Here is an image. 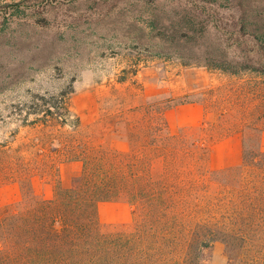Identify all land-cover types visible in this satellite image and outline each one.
<instances>
[{
  "label": "rangeland",
  "instance_id": "374dc122",
  "mask_svg": "<svg viewBox=\"0 0 264 264\" xmlns=\"http://www.w3.org/2000/svg\"><path fill=\"white\" fill-rule=\"evenodd\" d=\"M233 4L0 0V209L18 210L27 188L38 199L52 198L49 165L62 162L71 147L80 152L86 144L101 143L127 151L125 123H138L140 107H149L153 116L160 109L200 104L208 145L242 127L233 117L235 108L248 111L247 121H252L249 114L264 96V77L206 66L225 67L229 60L242 61L253 47H264V0L245 3L243 13L234 11ZM47 109L64 115L67 125L46 115ZM220 115L222 134L217 136ZM74 118L80 125L76 132L70 126ZM243 130L236 135L241 154L255 149L257 137L264 152V129L260 134ZM199 135L198 130L187 132L188 140ZM227 139L212 153L213 167L235 160V141ZM23 164L36 165L25 179ZM79 170L80 163H60L63 186ZM130 216L124 200L99 206L102 224L127 223ZM223 254L222 245L215 243L211 264H225Z\"/></svg>",
  "mask_w": 264,
  "mask_h": 264
},
{
  "label": "trees",
  "instance_id": "16d2710c",
  "mask_svg": "<svg viewBox=\"0 0 264 264\" xmlns=\"http://www.w3.org/2000/svg\"><path fill=\"white\" fill-rule=\"evenodd\" d=\"M250 1L233 0L231 8L243 13ZM260 46L242 61L206 66L264 77ZM259 97L249 114L252 121L248 111L235 108L233 117L242 127L233 134L242 135L244 128L263 131L264 96ZM60 108L69 115L64 102ZM160 110L152 116L149 107H140L139 124L125 123L130 142L125 152L101 143L86 144L80 152L71 147L60 163H80V170L67 186L60 181V163L50 164L52 198L38 199L27 188L18 210L0 209V264H211L215 243L223 247L225 264H264V152L258 135L255 149L242 152L237 165L211 169L212 144L204 141L203 124L173 134L166 109ZM45 114L67 125L58 111ZM222 116L215 124L217 136ZM70 126L76 132L79 119ZM194 130L200 135L188 140L187 132ZM35 166L23 164V179ZM110 200L130 205L127 223L100 222L98 205Z\"/></svg>",
  "mask_w": 264,
  "mask_h": 264
},
{
  "label": "crops",
  "instance_id": "0c3cea01",
  "mask_svg": "<svg viewBox=\"0 0 264 264\" xmlns=\"http://www.w3.org/2000/svg\"><path fill=\"white\" fill-rule=\"evenodd\" d=\"M203 117H204V109L200 104H197V103L188 104V105H179V106L168 108L164 111V118H165V121L170 131H172L173 128L181 129L184 127L200 126L204 119ZM226 139L227 138L223 139V141L220 140L211 145L210 153H209V168L222 169L226 167L235 166L239 163V160L241 157L240 142L237 136L233 135V136H229L227 140L235 141V148H234V151H233L234 153L232 156L235 158V160L231 162L226 161L218 167H213L211 165L212 153H214V151L217 150V147L223 144L224 141H226ZM119 144L116 143L117 146ZM120 145L122 146V144ZM100 204L98 205V210H99Z\"/></svg>",
  "mask_w": 264,
  "mask_h": 264
}]
</instances>
